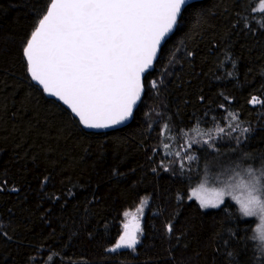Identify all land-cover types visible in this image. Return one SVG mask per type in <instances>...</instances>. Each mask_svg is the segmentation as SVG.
<instances>
[{
	"label": "trees",
	"instance_id": "1",
	"mask_svg": "<svg viewBox=\"0 0 264 264\" xmlns=\"http://www.w3.org/2000/svg\"><path fill=\"white\" fill-rule=\"evenodd\" d=\"M49 3L0 0V92L14 104H0V264H261L254 219L229 200L203 209L189 193L211 162L222 170L248 153L245 164L264 163V103L250 102L264 101V20L254 0L187 8L145 77L131 124L102 134L85 132L28 76L23 50ZM24 89L70 135L39 133L31 121L39 117L19 99ZM209 131L214 139L201 135ZM170 143L179 155L167 154ZM186 148L195 159H183ZM145 197L136 249L107 251L124 213Z\"/></svg>",
	"mask_w": 264,
	"mask_h": 264
},
{
	"label": "snow or ice",
	"instance_id": "2",
	"mask_svg": "<svg viewBox=\"0 0 264 264\" xmlns=\"http://www.w3.org/2000/svg\"><path fill=\"white\" fill-rule=\"evenodd\" d=\"M192 6L190 0H50L24 48L28 72L46 93L63 101L85 128L124 124L133 118L144 92L145 73L152 68L162 42ZM252 11L264 20V0H254ZM151 86L156 88V82ZM250 102L264 103L257 97ZM229 116L236 119L234 114ZM168 131L165 125L161 134ZM217 131L223 134L224 129ZM201 135L215 138L211 131ZM250 158L242 153L229 169V182L210 196L201 194L203 185L193 190L191 195L200 207L220 208L229 196L243 218L258 217L264 223V163L259 168L245 164ZM146 204L147 200L142 201L137 212L142 213ZM124 215L132 220L124 224L118 242L107 251H134L140 242L139 219L134 213ZM259 240L264 256V234Z\"/></svg>",
	"mask_w": 264,
	"mask_h": 264
},
{
	"label": "rangeland",
	"instance_id": "3",
	"mask_svg": "<svg viewBox=\"0 0 264 264\" xmlns=\"http://www.w3.org/2000/svg\"><path fill=\"white\" fill-rule=\"evenodd\" d=\"M19 99L21 101H25L26 103H28L30 105V107L32 108V110L39 117V120L31 119V121L34 123V125L36 126L39 133H41L42 135L47 136V137H55V134L52 133L51 131H54L57 134L70 135V132L61 123L60 114L57 111L51 109L46 104L33 100L29 94L28 89L22 90V92L20 93ZM0 104L3 107H5L6 109H8L10 106H14L13 103L6 100V98L2 95L1 92H0ZM140 142L142 144H144L145 140L140 139ZM175 150H176L175 146H173L171 143L168 144L167 154H169V155H171L173 153L177 154L178 152H175ZM183 153H184L183 159L188 160L187 148L183 150ZM197 163H199L198 160H197ZM211 164H213V165H210L209 167H205L202 169L205 177L203 179H201L200 181H195L190 186V190H189L190 194H192L193 190L198 189L201 187V185H203L205 191H203L201 194L206 195V196H210L214 189L218 190L219 188L224 187L229 182L228 175H229V169L231 167H228L226 169L221 170V165L218 162H211ZM236 194H239V193L237 192ZM191 198H193L192 195H191ZM144 200H147V204L144 205L142 213L137 212V209L140 207L141 203L138 205L137 209L134 212H129V213H134L136 215V217L139 219L141 228H142V222H143V214L149 205L150 198L145 197L142 201H144ZM194 200L199 204V202L195 198H194ZM226 200L233 201L231 199V197H229V196L225 197V201ZM203 209H205V208H203ZM207 209H213V208H207ZM251 218L254 219L257 223V226H258L257 231H258V235L260 237L262 234H264V223H261V221L258 217H251ZM131 220H132L131 216L125 217L124 224L128 223ZM124 224H123V231H124ZM139 239H140V237H139Z\"/></svg>",
	"mask_w": 264,
	"mask_h": 264
},
{
	"label": "water",
	"instance_id": "4",
	"mask_svg": "<svg viewBox=\"0 0 264 264\" xmlns=\"http://www.w3.org/2000/svg\"><path fill=\"white\" fill-rule=\"evenodd\" d=\"M203 1H204V0H190V3H191V4H195V3H201V2H203ZM176 29H177V28H176ZM176 29H175L171 34H169V36H167V37L165 38V41L162 42L161 48H160V50H159L158 53H157V58H156V60L153 62V66H152V68H150V69L145 73V77L155 69V65H156V63H157V61H158V59H159V56H160V53H161L162 47H163L164 44H165V43L171 38V36L175 33ZM26 44H27V43H26ZM25 47H26V45H25ZM25 47H24V48H25ZM23 52H24V50H23ZM23 56H24V54H23ZM24 59H25V61H26L25 56H24ZM26 64H27V61H26ZM28 76H29V78H30L32 84L35 85L36 87H38V88L42 91V94L44 95V97H45L46 99H48V100H53V101H55L56 103L60 104L64 109H66L69 113H71L72 116H73V117L79 122V118L76 117L75 114L72 113L71 109H70L66 104H64L63 101L59 100L57 97L50 96L48 93H46V92L43 90V87H42L41 85H39L36 81L32 80L31 75H30L29 72H28ZM144 80H145V79H144ZM144 94H145V87H144V92H143V94H142V96H141L140 101H138L136 107L134 108V111H133V118L130 119V120H128V121H126L124 124H120V125H116V126H114V127L104 128V129H88V128H85V127L79 122L81 128H82L85 132H88V133L102 134V133H110V132H113V131L121 130V129L127 127V126L130 125L131 122L133 121V119H134V115H135V112H136V110L138 109L139 105L141 104V102H142V100H143V97H144Z\"/></svg>",
	"mask_w": 264,
	"mask_h": 264
}]
</instances>
